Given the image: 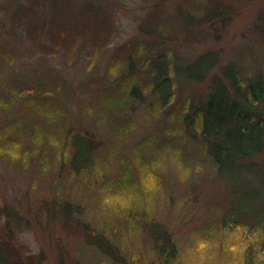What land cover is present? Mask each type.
Returning <instances> with one entry per match:
<instances>
[{
    "label": "rangeland",
    "instance_id": "1",
    "mask_svg": "<svg viewBox=\"0 0 264 264\" xmlns=\"http://www.w3.org/2000/svg\"><path fill=\"white\" fill-rule=\"evenodd\" d=\"M119 1L125 8L113 14L118 30L107 47L99 50L86 41L84 53L74 58L64 49L52 52L51 43L46 49L42 42L35 44L14 19V6L0 7V40L18 47L5 84L8 77L30 79L42 66L60 84L57 97L69 116L64 128L84 129L105 142L95 170L80 175L67 165L55 168V152L46 169H39V163L20 169L11 162L17 157L0 158V239L9 240L22 264L28 258L41 264H118L99 256L86 238L89 229L120 246L127 261L119 259V264H161L145 228L160 221L172 231L177 248L173 264H246L242 231L221 228L226 191L211 159L197 149L198 126L187 130H196L191 137L182 130L184 116L202 105L213 77H220L224 67L234 66L244 78L264 76V0H222L230 16L212 20L210 15L207 21L200 19L209 0ZM213 2L208 4L212 11L218 1ZM180 4L195 18L187 31L176 23L165 27L162 37L143 31L146 18L169 17ZM149 42L156 48L145 47ZM151 51L153 56L169 53L175 85L165 108L149 83ZM121 52L133 55L137 66L130 70L118 60ZM205 54L215 56L214 68L200 82L186 77L183 70ZM135 86L142 91L138 100L129 94ZM3 121L0 117V125ZM55 200L71 203V219L59 212L66 225L50 218L56 212L47 210L48 204Z\"/></svg>",
    "mask_w": 264,
    "mask_h": 264
},
{
    "label": "trees",
    "instance_id": "2",
    "mask_svg": "<svg viewBox=\"0 0 264 264\" xmlns=\"http://www.w3.org/2000/svg\"><path fill=\"white\" fill-rule=\"evenodd\" d=\"M216 1L214 11L208 6L210 2L214 6L213 0L204 5L200 21H207L212 15V20L230 16V8H224L225 2ZM9 5L14 6L12 15L27 30L30 40L35 44L42 42L44 49L51 43L52 52L64 49L73 58L84 53L86 41L92 42L99 50L105 49L118 30L113 14L122 13L125 8V3L119 0H0V7ZM181 5L175 7L169 17L146 18L143 31L150 37H162L164 28L170 23L180 27L183 24V30L187 31L189 21H195V18ZM154 46V42L145 45L151 50L156 48ZM17 52L18 47L13 42L0 40V117L4 118L0 125V158L7 161L17 157L11 162L20 169L27 170L34 163H39V169H46L49 154L55 152L59 154L55 168L61 170L67 165L69 172L75 175L93 172L97 155L105 142L94 135L91 137L84 129L64 128L69 116L68 109L57 97L58 81L53 80L42 66L30 79L14 81L8 77L6 84L3 81L8 76L9 66L18 58ZM147 58L151 73L149 83L161 107L165 108L171 103L175 85L169 68V53L161 51L153 56L151 51ZM197 59L183 72L186 77L200 82L217 61L212 54ZM118 60L125 62L130 70L137 66L133 55L126 52L119 53ZM175 67L173 71L179 72ZM220 75L213 77L202 105L184 116L185 130L182 131L185 136H190L197 130L202 145L199 144L197 149L211 159L217 178L226 191L227 208L221 216V228L229 232L242 231L243 240L247 242L242 247L245 248L246 264H264V76L257 74L244 78L234 66L224 67ZM130 93L137 100L142 95L139 86L131 88ZM195 124L198 129L187 131L195 128ZM240 193L242 196L238 200ZM249 202L252 206L248 205ZM49 205L51 203L47 210L56 212L50 218L62 221L63 225H66V219L59 218L60 211L66 213L67 220L73 216L70 202L55 200ZM12 217L20 221L18 215L13 213ZM145 228L161 264H173L177 248L169 227L154 221ZM93 232L88 229L85 235L99 256H106L118 264L119 259L127 261L118 244L102 232L92 235ZM41 263L35 258L26 261V264ZM0 264H22L8 239H0Z\"/></svg>",
    "mask_w": 264,
    "mask_h": 264
}]
</instances>
